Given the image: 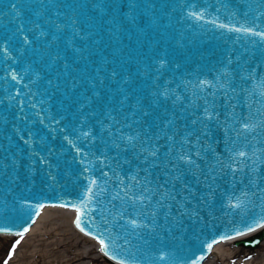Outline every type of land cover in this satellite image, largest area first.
Here are the masks:
<instances>
[{"label": "water", "instance_id": "water-1", "mask_svg": "<svg viewBox=\"0 0 264 264\" xmlns=\"http://www.w3.org/2000/svg\"><path fill=\"white\" fill-rule=\"evenodd\" d=\"M247 27L264 32V0H0V232L64 206L122 264H203L249 232L235 244L258 247L264 38ZM188 132L191 170L169 155ZM128 186L151 198L123 203Z\"/></svg>", "mask_w": 264, "mask_h": 264}, {"label": "bare ground", "instance_id": "bare-ground-1", "mask_svg": "<svg viewBox=\"0 0 264 264\" xmlns=\"http://www.w3.org/2000/svg\"><path fill=\"white\" fill-rule=\"evenodd\" d=\"M67 210L68 209H66L64 206H44L42 208V211L39 213L37 219L31 225L28 232H26L25 234H19L21 237V241H20L21 244L24 245L26 242H30V243H33V244H31V246L34 245V241L42 239L43 235L46 234V232H47L46 226L49 223L50 224L55 223L56 224L55 226L51 225L52 226L51 230L53 229L52 231H55L58 234H57V237L55 240L52 239L50 242H48L47 245L48 246L51 245V248L45 251V256L51 257L53 253L57 252L58 250H63V249H64V251H63L64 253H63V255L61 253V257L58 258V260L54 261L55 258L52 259L53 264H101V262L100 263L98 262L100 255H103L104 256L103 259L107 262H111V263H115V264H121L119 262L111 260V258H108L101 251L100 245L96 241L95 238H93L91 235H89L85 232H82V230L77 228L73 224V217L75 215V210L72 209V211H70V212ZM57 220H60V221H57ZM56 221H57V223H56ZM62 222L63 223L64 222H67V223L70 222V225L72 226L71 227L72 232H67V229H65V226L62 224ZM253 233L254 232H249L245 235H239V236L231 237L229 239L222 240L218 243H215L211 248V254L207 257V259L204 261L203 264H228L229 260L234 256V250H232L230 248H226L228 245H230L228 243L233 242V241L237 240L238 238H241L242 236H249ZM9 234L10 233H0V235L5 239H7V237L11 236ZM59 234L62 237L60 240H58ZM72 236H74V237H72ZM51 237L52 236H50L49 238H51ZM80 242L85 243V248L79 247ZM88 242H90V243H88ZM87 243H88V245H87ZM93 243L95 244V246L92 245ZM260 244L261 245H260V248L258 247L259 249L257 250V253H259L260 250H264V238L261 240ZM60 245L63 246V249H59ZM28 246H30V245H28ZM261 246L263 248H261ZM94 247L97 248L100 255H98V256L95 255ZM23 249H25V248H23ZM27 249H28V247H27ZM27 252L32 253V255H34L35 252H37V250L36 251L34 249L28 250V251L27 250H25V251L19 250L17 252V254H15L13 257H11L12 258L11 261L12 262L16 261V260L20 259V257L23 258ZM56 254H58V253H56ZM262 254H263L261 256L262 260L260 262L259 261L258 262L247 261L244 264H264V251ZM19 255H20V257H19ZM37 258H38V256H37ZM34 261L30 264H36V262H34ZM16 262L18 263V261H16ZM39 264H41V263H39ZM239 264H242V263H239Z\"/></svg>", "mask_w": 264, "mask_h": 264}, {"label": "snow or ice", "instance_id": "snow-or-ice-1", "mask_svg": "<svg viewBox=\"0 0 264 264\" xmlns=\"http://www.w3.org/2000/svg\"><path fill=\"white\" fill-rule=\"evenodd\" d=\"M236 30L237 31H241V29H236ZM242 31L244 33H246V34L256 35V36H259V37L264 38V32L255 31L251 27L244 28ZM204 113H205V117H207V120H205L202 117H197L196 120H193L191 122L194 125L197 122H199L201 124V128L199 129L200 136H197L196 137V145H192L193 147H196L197 148V151L195 153V155H197V156H199V154H200V149L198 147V145H199L198 141H200L201 136H205V134L209 131L207 125H208L209 122H212V115L213 114H212V111H211V106L208 104V101L207 100H205ZM233 119L235 120V117H233ZM239 123H240V130L241 131H247L249 129V123H248V120L246 118H241V120H240ZM228 129H231L232 131H236V128H234L233 126H229V127L225 128V134H227V130ZM192 135H193L192 132H188L185 136L181 137V140L179 141L178 144L177 143H173L171 145V147L169 148V155L172 156L173 150H175V156L173 157V159L176 160V161H178L181 164L182 163L183 164H186L189 167V170H191L192 169V166L195 164V161H193L190 158L193 154L192 155H189V148H188L189 137H191ZM122 139L124 140L125 137H122ZM168 140L169 141H173L174 140V135L168 136ZM134 141L139 142L137 140V137H134V136H131V135L127 137L128 145L136 147V144H134ZM138 150L141 153H143V152L146 151L143 148V146H141L140 149H138ZM158 151H159L158 149H156L155 147H152L151 148V151H149L147 153V155H145V159L147 160L149 158H155L157 156ZM237 155L239 157H244L246 155V153L245 152H239ZM164 167H167V163H164ZM197 167H199V166L197 165ZM213 170H214V168H212V167L209 168V170H208L209 176L212 175V171ZM233 171H235V169H233ZM114 173H115V170H114ZM130 179H132L135 182V184H136L137 187H139L142 183H146V181L137 180L136 176H132V177H130ZM173 179L178 180V179H180V176H175V177H173ZM88 191H91V189H89ZM154 191H155V189H149L147 187H145L143 189V192L144 193H149V192H154ZM131 192H132V186H128L127 191H125L123 193V196L118 193V195H117L116 198L117 199H121L123 203H126L127 201H130L132 205H137L138 203L139 204H143L146 201V199H150L151 198L150 196L146 197L143 194H139V195H136V196H132L131 195ZM169 195L170 194L168 192H163L161 194V199L168 198ZM125 197H127V201H125V199H124ZM130 197H134V198H130ZM172 199H175V198L172 197ZM79 211L80 210L77 209V212H79ZM152 215L155 216L156 213L153 212ZM76 224H77L78 227L81 224V217L79 215L76 218ZM129 224L132 225V226H137L136 225V219L130 220L129 221ZM139 226L145 227L146 225H139ZM261 226H264V225H261ZM99 242L102 245L105 243L103 240H100ZM211 246L212 245L209 244V247H211Z\"/></svg>", "mask_w": 264, "mask_h": 264}, {"label": "rangeland", "instance_id": "rangeland-1", "mask_svg": "<svg viewBox=\"0 0 264 264\" xmlns=\"http://www.w3.org/2000/svg\"><path fill=\"white\" fill-rule=\"evenodd\" d=\"M65 208L68 209L67 211H69V212L72 211V209H70L68 207H65ZM57 221H60V220H57ZM57 221H56V223H57ZM62 224L65 226V229H67V232H72V229H71L72 226L70 225V222H68V223L67 222L63 223L62 222ZM51 225L55 226L56 224L55 223H52V224L49 223L46 226V228H47L46 229L47 230L46 234L43 235L42 239L34 241V245H32V246H31V244H33V243H30V242H26L24 245H22L21 242H20L21 241L20 235L9 234L11 236L7 237V239L3 238L0 235V250H1L0 251V264H21V263L22 264H30L34 260H35L34 262H36V264H39V263H41V264H53V260L52 259L55 258L54 261L58 260V258L61 257V253L63 255L64 249H63V246L60 245L59 249H63V250H58L57 252L53 253L54 254V255L52 254L53 257L52 256L51 257L45 256V251L51 248V245L50 246L47 245L48 242H50L52 239L55 240L56 237H57V234H58L55 231H52L53 229L51 230V227H52ZM0 233H3V232H0ZM48 236L49 237L52 236V237L49 238ZM59 237H58V240H60L62 238L60 236V234H59ZM72 237H74V236H72ZM88 243H90V242H88ZM88 243H87V245H88ZM228 244H230V245H228L226 248H230V249L234 250V256L229 260L228 264H239V263L244 264L247 261H253V262H258L259 261L260 262L262 260L261 256L263 255L262 253H263L264 250H260L259 253H257V250L260 248L261 244H259V246H258L259 248L256 247V248H253V249L252 248H248V247H244L243 245H237V244H235V241L230 242ZM28 245H30V246H28ZM92 245L95 246L94 243ZM27 247H28V249H27ZM79 247L80 248H82V247L85 248V243L80 242ZM23 248H25V249H23ZM261 248H263V247L261 246ZM33 249L35 251L37 250V252H35L34 255H32V253H28L27 252L26 255H24L23 258H21L20 255H19L20 259L16 260V261H18V263L16 261H13V262L11 261V259H12L11 257H13L15 254H17V252L19 250H22V251L27 250L28 251V250H33ZM94 249H95L94 250L95 255L96 256L100 255V253L97 250V248L94 247ZM56 253H58V254H56ZM37 256H38V258H37ZM103 258H104V256L100 255L98 262L99 263L101 262V264H115V263L107 262Z\"/></svg>", "mask_w": 264, "mask_h": 264}]
</instances>
